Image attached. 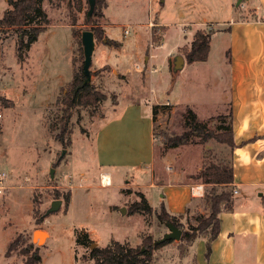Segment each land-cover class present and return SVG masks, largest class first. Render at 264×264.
<instances>
[{"label":"rangeland","instance_id":"374dc122","mask_svg":"<svg viewBox=\"0 0 264 264\" xmlns=\"http://www.w3.org/2000/svg\"><path fill=\"white\" fill-rule=\"evenodd\" d=\"M238 1L99 0L97 10L103 16L95 15V21L88 23V0H44L42 7L50 23L20 55V32L0 30V172L6 174L0 193V264H24L25 255L19 249L6 256L8 246L20 237L23 244L19 248L26 247L37 229L49 232L42 245L33 242L42 257L39 264H93L89 259L92 244L84 246L76 241L80 231L87 232L100 247L112 240L138 246L146 235L159 240L169 231L168 224L157 219L162 205L169 206L167 187L154 180L153 167L160 174L169 167L185 170V180L199 182L194 175L205 161L230 157L229 148L216 140L205 145L166 146L164 133L183 131L182 111L187 103H175L179 94H190V105L205 120L225 115L232 106L244 113L251 99L252 104L263 103L260 110L264 108V23H241L255 18L246 9H259L264 0ZM10 7L8 0H0V18ZM234 21L238 23L234 25ZM94 23L121 45L109 46L95 38L91 82L107 98L98 108L74 110L71 144L65 146L50 124L61 114L58 97L83 63L82 32L92 30ZM230 23L233 26L228 32ZM125 28L131 32L125 35ZM197 30L213 32L209 57L186 62L172 86L169 57L184 55ZM252 37L260 40L256 59L250 60L246 51ZM223 95L232 103L222 100ZM129 104L140 105L143 117L153 116V106L159 105L154 120L153 164L125 155L120 164L101 166L99 134L110 122L124 117ZM217 125V118L210 122V126ZM107 130L101 133L106 136ZM133 132L134 137L112 128L110 140L127 150L134 139L145 155L149 128L141 121ZM105 145L109 152L107 138ZM100 170L111 172L110 185H102ZM69 190L67 206L64 195ZM139 190L150 202L152 214L128 212L131 204L140 200ZM55 199H62L61 208L45 215ZM188 205L190 211L184 210L181 218L185 228L196 223V215L207 213L203 196L193 197ZM201 239L192 243L173 240L155 251V262L179 264L186 255L196 254ZM173 244L179 245L178 250L167 249Z\"/></svg>","mask_w":264,"mask_h":264},{"label":"trees","instance_id":"16d2710c","mask_svg":"<svg viewBox=\"0 0 264 264\" xmlns=\"http://www.w3.org/2000/svg\"><path fill=\"white\" fill-rule=\"evenodd\" d=\"M8 2L11 7L0 18V30L14 28L20 32L18 47L20 55L23 50H28L38 40L40 34L46 30L50 21L47 12L42 7L44 0H8ZM98 4L99 0H96L95 11L91 18L95 15L103 16V13L97 10ZM91 18L87 16L88 23L95 21ZM94 24L97 26L95 25L91 29L94 32L95 38L102 39L103 43L109 46L119 47L121 45L120 42L107 37L101 26L97 23ZM212 34L213 32H205L203 30H197L194 33L190 46L184 49L183 56L186 58V62L193 63L208 59L211 50ZM25 36L27 37L26 39ZM83 64L84 60L79 69L75 71L71 82L58 97L57 104L61 114L56 116L57 119L50 124L52 131L58 130L56 138L65 146L71 144L70 133L72 125L70 119L74 110L82 107L98 108L101 102L107 98V95L92 83L91 80H87ZM158 106V104L153 106V120H155ZM215 118L219 120V125L216 127L210 126V122ZM232 120V108L225 115L220 113L205 120L200 118L193 107L187 105L184 111H182L183 131L178 134L164 133L163 135V141L168 148H176L189 144L205 145L211 140H216L225 144L230 150V157L226 159L218 157L209 162L205 161L201 169L194 175L196 180L204 184L203 200H205V210L207 212H201L196 215V223H189V227L185 228L181 222L184 213H172L164 204L161 210L157 212V219L161 223H172L183 230L180 239L182 242L192 243L197 238H204L207 258L212 252L214 240L220 233L221 213L232 210L234 205L235 187L232 153L237 144L234 140ZM225 122L226 124H224ZM138 195L140 200L133 202L128 212H138L144 215L152 214L153 208L145 194L138 191ZM64 197L68 206L71 199V190ZM189 211L190 205H187L185 212L188 213ZM157 240L152 235H146L143 238L142 244L138 246H133L127 241L112 240L105 247H100L99 245L94 248L90 247L89 259L93 260V264H152L155 261V251L173 241V239H168L159 243ZM76 241L79 245L84 246H90L93 243L89 234L83 231L79 232ZM22 244L23 241H21L20 237H16L10 242L6 256H9L13 250L19 249V252L25 255L24 264H39L42 260L38 252L39 247H35L34 243L30 242L26 247L19 248Z\"/></svg>","mask_w":264,"mask_h":264},{"label":"crops","instance_id":"0c3cea01","mask_svg":"<svg viewBox=\"0 0 264 264\" xmlns=\"http://www.w3.org/2000/svg\"><path fill=\"white\" fill-rule=\"evenodd\" d=\"M263 7L264 4L261 7L259 6V9L252 6L248 7L246 10H251V14H254L255 16L253 15V17L255 18L243 20L241 23L255 26L263 24ZM236 23L238 22L234 21V25ZM232 26L230 23L227 29L228 32L231 31ZM262 26L264 30V25ZM259 40L252 37L248 41L249 44L247 43L246 51L248 52V59H256V47ZM230 50L228 51L231 52ZM253 90L256 91L255 87H253ZM227 99L229 104H231L229 96L223 95L222 100ZM191 102L190 94L186 92L180 93L178 100L175 101V103H187L189 106H191ZM261 105H263L262 102L259 105L255 102L252 104L251 99V104L246 107L244 113L238 111L239 107L232 106V125L234 140L237 144L232 153L234 187L237 190L233 209L221 213L220 233L212 244V252L209 257H206L205 239L202 238L196 247V254L194 256L192 254L186 255L185 260L179 264H264V108L260 110ZM126 108L124 117H120L114 123L110 122L107 125L108 127L105 126L101 130L103 133V130L108 128L106 136L101 132L99 134L98 155L101 166L120 164L122 162L121 159L125 155L131 158L134 157L137 161L144 158L148 163L153 164L155 155L153 116L143 117L140 105L129 104ZM257 108H259V111L256 110ZM123 121L127 123V127H123ZM141 121L145 122L150 131V144L146 147L145 155H143V151L136 147L134 139L127 150L122 149L120 144L119 147H116L120 143L118 141L115 145L112 144L109 135L112 128L117 129L119 133L122 132V134L125 133L134 137L133 131H135ZM105 138L108 139L109 152L106 149ZM132 163L135 162L133 161ZM201 167L202 165L198 167V170ZM184 171L169 167L166 173L160 174L153 167L154 180L165 183L167 187L165 197L169 206L168 210L172 213H182L193 197H202L204 193V184L203 187H200L201 183L199 182L185 180ZM103 173H108L111 177L110 171L100 170V175ZM151 185L154 186L155 183L152 182ZM193 187L195 188L194 194ZM47 233L49 236L48 231ZM168 246L167 249L171 248L170 251H176L179 248L177 244ZM152 264L158 263L154 261Z\"/></svg>","mask_w":264,"mask_h":264},{"label":"water","instance_id":"95a60500","mask_svg":"<svg viewBox=\"0 0 264 264\" xmlns=\"http://www.w3.org/2000/svg\"><path fill=\"white\" fill-rule=\"evenodd\" d=\"M241 2L242 0H239L238 4H240ZM88 3H89L90 8L88 10L87 16L88 18H90L95 10L96 0H88ZM81 40H82V45H83V50H84L83 69H84L85 74L87 75V80L90 81L91 80L90 67L92 63V54H93V51L95 49V44H96L94 32L92 30L83 31ZM185 63H186V58L182 54L176 53L169 57V69H170L171 76H172L171 77L172 86L175 84L178 75L184 68ZM52 175H53V171H52ZM62 202H63L62 199L53 200L51 206L46 211L45 215H49L52 212L58 211L61 208ZM123 211L126 212L127 209L124 208ZM168 227H169V231L165 233L161 239L157 240V242L161 243L168 239H173V240L181 239L183 230L180 227L173 225L172 223H168ZM38 232L47 234V231L43 229H37L33 235V242L37 243L38 245H42L48 236H44L43 234H38ZM96 244L97 243H92L91 248H93Z\"/></svg>","mask_w":264,"mask_h":264},{"label":"built area","instance_id":"2783aa9c","mask_svg":"<svg viewBox=\"0 0 264 264\" xmlns=\"http://www.w3.org/2000/svg\"><path fill=\"white\" fill-rule=\"evenodd\" d=\"M258 20H262V19H258ZM152 24H153V23H152ZM153 25H154V24H153ZM130 32H131V31H130L129 28H125V30H124L125 35H126V34H129ZM150 45H154V43L151 42ZM161 45H162V44H158V45L156 44V47H157V46H161ZM2 118H3V113L0 111V122H1ZM5 178H6V174H5V172H0V193L3 191V188H4V186H3V182H4ZM199 186H200V187H203V184L201 183ZM192 189H193V194H194V190H195V188L193 187ZM234 192L236 193L237 190L234 189Z\"/></svg>","mask_w":264,"mask_h":264},{"label":"bare ground","instance_id":"6f19581e","mask_svg":"<svg viewBox=\"0 0 264 264\" xmlns=\"http://www.w3.org/2000/svg\"><path fill=\"white\" fill-rule=\"evenodd\" d=\"M101 183H102V185H104V186H106V185H110V183H111V177L109 176L108 173H103V174L101 175ZM38 234H43L44 236H48V233L46 234V233H39V232H38Z\"/></svg>","mask_w":264,"mask_h":264}]
</instances>
